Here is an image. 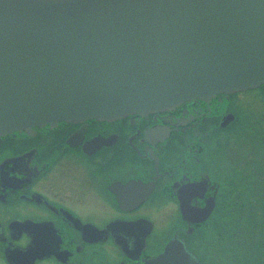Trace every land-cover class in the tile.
<instances>
[{"label": "flooded vegetation", "instance_id": "obj_1", "mask_svg": "<svg viewBox=\"0 0 264 264\" xmlns=\"http://www.w3.org/2000/svg\"><path fill=\"white\" fill-rule=\"evenodd\" d=\"M263 93L0 136V264H154L171 243L177 264L186 248L202 264H247L246 239L264 238V202L253 215L242 202L264 181ZM241 209L255 223L238 219L230 240L223 218Z\"/></svg>", "mask_w": 264, "mask_h": 264}, {"label": "water", "instance_id": "obj_2", "mask_svg": "<svg viewBox=\"0 0 264 264\" xmlns=\"http://www.w3.org/2000/svg\"><path fill=\"white\" fill-rule=\"evenodd\" d=\"M261 85L264 0H0V136Z\"/></svg>", "mask_w": 264, "mask_h": 264}, {"label": "rangeland", "instance_id": "obj_3", "mask_svg": "<svg viewBox=\"0 0 264 264\" xmlns=\"http://www.w3.org/2000/svg\"><path fill=\"white\" fill-rule=\"evenodd\" d=\"M262 153H264V152H262ZM257 177L258 176H256V178ZM256 178H255V180H256ZM254 184H256V185L251 186L249 188V189H251V191H250L251 195H249L248 192H246L247 196L244 197L242 200V202H246L245 206H244V211L246 210V208L249 205L250 209H251L250 214H252V215L257 213L256 211H258V212L261 211L258 206L260 204H262V202H264V181L262 183H259L258 181H256ZM257 200H259V201H257ZM244 211H242V209H241V211H235V212H233V210H231L230 212L225 214V216L223 218L224 219L223 223L225 224V226H227L229 228L228 231H225V234L230 236V240H232L233 225H235V223L238 222V219H239V224H241L240 227H242L243 230H245L246 232H247L248 228H251V226L255 223L254 221H251L250 217H249V221H248V218L246 219L247 216L243 215ZM263 223H264V220H263ZM210 229H212V227H210L209 230ZM216 240H217V238H216ZM259 244H260L259 246L257 244V245H254L252 247L251 245H249V239H246V243L241 247V255H240L241 259L246 261L247 264H264V260L263 261L261 260V258L264 257V238H263V242L259 243ZM209 247L212 248L211 245H209ZM256 249L261 252V255L259 257V260H261V261H258V263H255V262L250 260L251 258H255V256H258L257 254L260 253V252H257V254H256V252H254ZM204 253H205V251H204ZM226 255L227 254H225V257H229ZM230 258H233L232 253H231ZM230 264H232V263L230 262ZM244 264H246V263H244Z\"/></svg>", "mask_w": 264, "mask_h": 264}, {"label": "bare ground", "instance_id": "obj_4", "mask_svg": "<svg viewBox=\"0 0 264 264\" xmlns=\"http://www.w3.org/2000/svg\"><path fill=\"white\" fill-rule=\"evenodd\" d=\"M261 86H264V85H261ZM260 87V86H259ZM263 96H264V93L262 94ZM169 110H171V108H167V109H164V110H159V111H157V112H167V111H169ZM230 187H233V186H229V185H227L226 187H225V189L226 190H228ZM235 190L238 192V189H236L235 188ZM235 190H233V189H231V191L232 192H235ZM248 207L250 208V206L248 205ZM212 210V209H211ZM201 238H202V240H203V242H206V243H208L209 241H211L212 239H214V237H211V236H209V237H206L205 235H201ZM186 250H187V248H186ZM187 252H190V251H188L187 250ZM191 253H194V252H191ZM196 255V254H195ZM197 256V255H196ZM198 257V256H197ZM199 259V258H198ZM160 260H162L163 261V263L164 264H177V262H175V260H174V258L173 257H171V256H162L161 257V259ZM200 261V260H199ZM201 262V261H200ZM202 264V263H201Z\"/></svg>", "mask_w": 264, "mask_h": 264}]
</instances>
